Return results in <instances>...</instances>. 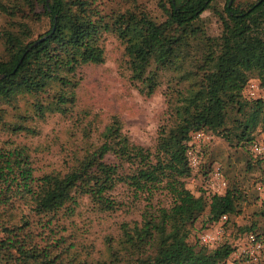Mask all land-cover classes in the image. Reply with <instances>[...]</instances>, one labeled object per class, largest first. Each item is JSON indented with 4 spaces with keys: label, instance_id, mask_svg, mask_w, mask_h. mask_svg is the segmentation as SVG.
Segmentation results:
<instances>
[{
    "label": "trees",
    "instance_id": "1",
    "mask_svg": "<svg viewBox=\"0 0 264 264\" xmlns=\"http://www.w3.org/2000/svg\"><path fill=\"white\" fill-rule=\"evenodd\" d=\"M98 1L0 0V15L6 19L0 28V126L5 107L15 109L20 97H33L30 108L36 119L45 113H65L74 102L75 70L102 63L100 38L110 33L123 45L129 80L140 94L151 95L160 75L172 73L166 121L154 144L155 155L168 168L183 178L194 172L185 157L186 145L191 133L201 131L239 148L246 169L257 166L264 173V160L247 152L253 138L264 132V104L243 94L251 78L264 89V0L242 7H234L235 0L230 4L225 0L220 12L211 7L212 0H163L160 22L136 11L103 13ZM207 10L220 22L218 35H206L200 24L199 16ZM29 23L43 24L45 31L33 37ZM8 130L32 133L17 124ZM136 150L113 123L101 134L99 144L66 173L34 177L21 150L0 149V207L23 201L28 213L40 218L41 232L49 230L51 218L60 210L72 212L79 196L100 212H113L120 204L110 192L125 182L119 174L121 163ZM106 155L112 162L105 160ZM196 167L201 168L203 179L211 169L200 157ZM223 179L220 194L203 190L192 201L185 193L170 218L164 209L147 205L138 221L119 223L117 239L105 240L107 261L97 264H157L173 243L178 264H224L235 248L229 241L206 246L195 237L194 245L176 243L200 217L201 228L221 223L223 228H236V239L251 233L264 240L255 232V220L235 225L244 194L238 183ZM259 180V186H264V177ZM253 215L264 216V203ZM30 225L27 216L15 224L0 220V264H86L73 259L61 263L53 253V240L40 245L34 238L41 240V235L33 234ZM260 257L248 264H257Z\"/></svg>",
    "mask_w": 264,
    "mask_h": 264
},
{
    "label": "rangeland",
    "instance_id": "2",
    "mask_svg": "<svg viewBox=\"0 0 264 264\" xmlns=\"http://www.w3.org/2000/svg\"><path fill=\"white\" fill-rule=\"evenodd\" d=\"M162 1L100 0L98 3L103 13L136 11L160 22L164 19L159 8ZM253 1L235 0L233 5L242 7ZM224 3L225 0H212L210 5L220 12ZM199 20L206 35L219 34L220 22L211 10L204 11ZM5 23L6 19L0 15V28ZM29 26L33 37L45 31L43 24L29 23ZM100 45L103 50L102 63L82 65L75 70L77 85L74 102L65 113H45L42 119H36L30 108L33 97L17 98L15 109L5 107L3 125L0 126V149L21 150L27 157L34 177L49 173L62 175L86 151L99 144L101 134L115 123L121 135L137 149L126 162L121 163L119 174L125 177V182L119 183L110 192V196L120 204L119 208L113 212H100L92 207L85 196H79L72 212L60 210L50 220V232H41L38 226L40 218L28 213V205L23 201L14 200L11 206L0 207V220L15 224L20 217L27 216L31 221L30 231L42 238L39 240L36 236L34 239L40 245L45 240H53V253L60 256L61 263L73 259L75 262L97 264L107 261L105 240L117 239L119 223L138 221L147 205L164 209L166 216L172 217L175 215L172 208L180 204L185 193L193 201L204 193L203 190L211 192L208 188L211 173L218 169L222 178L224 176L228 182L238 183L244 194L242 214L235 219V225L241 227L255 220V232L264 237V216L253 215L260 207L256 187L260 184L259 179L264 177L261 169L257 166L246 169V157L239 148L227 146L216 136L204 133L209 139L197 142L196 151L200 161L210 165L207 177L203 179L201 168L198 167L193 169L194 172L188 178L176 175L154 152L157 131L166 121V91L172 73H162L154 92L149 96L142 95L129 80L123 45L119 40L113 34L104 33ZM249 80L255 81L253 78ZM13 124L32 129V133L11 132L8 127ZM105 160L112 162L109 155L105 156ZM200 221L202 217L193 224V229L183 230L176 243L182 241L185 245H194L195 237L198 238L200 233H213L217 229L220 235L216 243L229 241L235 245V227L223 228L221 223H217L204 229ZM175 248V243L169 245L157 264H178L179 256L174 252ZM187 253L190 254L189 251ZM248 263L254 262L232 252L224 264ZM257 264H264V253Z\"/></svg>",
    "mask_w": 264,
    "mask_h": 264
},
{
    "label": "built area",
    "instance_id": "3",
    "mask_svg": "<svg viewBox=\"0 0 264 264\" xmlns=\"http://www.w3.org/2000/svg\"><path fill=\"white\" fill-rule=\"evenodd\" d=\"M243 94L247 99L250 100H261L264 104V89L260 88L258 82L248 80ZM209 139L203 132H193L189 135V140L187 142V148L185 152V157L187 159L188 166L194 169L199 164V156L196 151V144L201 140ZM247 152L249 156L256 160H264V132L260 133L247 146ZM225 183L223 178L220 176L218 169H215L211 173V179L208 184V188L211 193L220 194L222 189H224ZM258 192V200L264 203V186L256 187ZM224 220V217L220 219ZM220 221V222H221ZM219 230H214L213 233L205 231L199 234L198 241L206 246L214 245L219 238ZM264 251V240L256 239L251 233H244L237 237L235 241V251L233 254L238 257L245 258L247 261L255 262L260 257L261 253Z\"/></svg>",
    "mask_w": 264,
    "mask_h": 264
},
{
    "label": "water",
    "instance_id": "4",
    "mask_svg": "<svg viewBox=\"0 0 264 264\" xmlns=\"http://www.w3.org/2000/svg\"><path fill=\"white\" fill-rule=\"evenodd\" d=\"M230 1H231V0L228 1V4H230ZM43 38H44V37H42L40 40H42Z\"/></svg>",
    "mask_w": 264,
    "mask_h": 264
}]
</instances>
